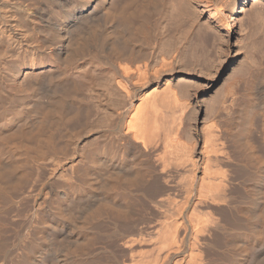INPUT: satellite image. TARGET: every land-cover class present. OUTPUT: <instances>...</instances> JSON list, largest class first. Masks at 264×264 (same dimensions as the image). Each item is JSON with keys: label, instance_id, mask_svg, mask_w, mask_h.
Listing matches in <instances>:
<instances>
[{"label": "bare ground", "instance_id": "obj_1", "mask_svg": "<svg viewBox=\"0 0 264 264\" xmlns=\"http://www.w3.org/2000/svg\"><path fill=\"white\" fill-rule=\"evenodd\" d=\"M81 1L61 4L46 17L43 26H32L36 18L28 16L27 5L17 1L12 5L16 20L25 21L37 32L29 36L26 49L34 71L29 80L31 104L23 107L22 115L23 111H11L8 107L0 114V216L7 207L14 208L15 196L7 183L14 176L17 162V148L10 145L15 137L28 140V144L21 146L28 149V173L33 164L42 179L50 172L43 184L53 195L56 178L61 181L66 178V203L71 193L92 192L104 196L105 202L109 200L111 205L102 203L81 228L73 224L67 237L59 236L55 241L34 237L24 247L22 263L61 264L64 256L63 264H103L104 255L107 264H218L221 258H207L205 246L211 234L222 231L227 235V250L233 264L243 263L247 257L255 261L253 264H264V166L254 171L255 183L259 182L260 186L254 188L248 184V202L237 205L238 211L243 212L238 214L244 216V228L240 231L237 212L235 218L218 216L224 206L234 205L233 174L226 169V162L230 161L226 139L235 127L231 125V116L224 112L226 108H220L222 100L219 99V107L212 109L204 123L197 153L198 139L192 135L188 122L189 88L176 87L166 77L167 71L175 66L177 56L168 49L167 43L159 45L155 40L163 0H99L96 4ZM190 1L171 0V18L175 21L179 15L191 18ZM208 1L213 2L217 12L225 3V0ZM35 14L43 17L42 12ZM176 24L180 23L176 21L173 26ZM189 37L187 29L183 42ZM20 41L17 44L12 41L10 50L6 51L8 56L21 52ZM87 60H91L94 71L100 69L103 74H93L101 81L89 80L86 92L80 88L76 73L89 75L87 68L79 70ZM261 71L249 66L246 75H242L244 97L236 112L239 115L243 111L246 131L253 109L264 110V95L261 98L255 93L256 83L264 81ZM74 110H79L85 122L90 119L91 125L81 136L82 145H69L67 154L66 146L59 145L56 137L57 132L68 127L73 115L76 122L78 113ZM237 135L235 138L232 135L236 146L251 152L247 140ZM140 185L149 188L141 187L142 191L148 190L144 192L147 202L157 215L156 223L149 227L139 226L137 221L133 222L134 218L126 220L132 216L131 207L136 201H131L130 190ZM165 192L168 194L161 196ZM30 197L28 193L23 200L28 201ZM53 203V199L41 200L35 207L36 212L49 216L52 225L60 228L63 217L52 211ZM252 203L258 205L260 213L252 214ZM107 211L114 219L113 239L121 242L116 245L124 253H117L118 248L115 250L113 246V251L106 249L101 253L93 249L97 237L88 224ZM65 213L74 214L71 207ZM82 232L87 233V239L79 242ZM61 245L66 248L62 255L58 248ZM46 248L54 255L43 262L41 254ZM9 250L8 242L0 239V257ZM126 251L130 253L129 259L119 258ZM9 255L13 260L12 253ZM89 257L91 260L87 261ZM8 259L0 264H8ZM248 260L250 264L252 260L250 263Z\"/></svg>", "mask_w": 264, "mask_h": 264}, {"label": "rangeland", "instance_id": "obj_2", "mask_svg": "<svg viewBox=\"0 0 264 264\" xmlns=\"http://www.w3.org/2000/svg\"><path fill=\"white\" fill-rule=\"evenodd\" d=\"M15 1L27 5L29 9L28 16H34L36 18L35 22H31L32 26H43L46 17L56 12L61 4H69L75 0H0V92L2 95V98H0V114L8 107L11 111H23L20 113V115H22L24 113L23 107H27L28 104H31V100L33 99L32 86L29 80L34 71L31 66V56L26 49L29 48V36L34 32L36 33L37 30L32 31L26 25L25 21L16 20L12 7ZM84 1L86 4H96L99 0H82L81 2ZM170 2L171 0H163L162 10L158 18V26L155 32V40L159 45L164 42L167 43L168 49L173 51L177 56L175 66L167 71L166 77H168L176 87L181 89L189 88L187 94L190 95L191 105L188 113V122L191 126L192 135L198 139L197 153H199L202 144L204 123L212 109L214 107H219V99L222 100L220 108H226L224 112L226 115L231 116V125L235 127L232 132V135L234 134L233 138L239 133V136L244 137L245 140H247L246 143L251 145L249 147L252 148L251 152L248 153L245 148L236 146L232 135L227 136L226 151L228 152L230 161L226 162L227 168H225L230 175L233 174L231 179L234 183L232 184L234 189H232L235 192L232 191V195L235 193L233 195V203L236 205L234 206L232 204L230 208L226 206L228 210L224 206V208H222L223 210H220L222 214L217 215L221 217L224 216V218L229 216L231 218V216L234 217L237 212L235 216L238 218L239 225L237 223L238 226H236L240 231H243L244 226L242 225L244 224L242 221L244 220V216L240 215L243 214V212L240 213V211H238V206H244L249 200V197L246 195L248 184L251 183L254 188L260 186L259 182L258 184L255 183L257 180L254 176V171L256 172L257 167L262 166L263 168L264 166V110L260 108L253 109V115L251 114V122L247 131L246 129H244L245 131L243 130V128H246L242 122L244 118L243 111L242 114L240 111L239 115L236 111H238L237 108L241 105V101L244 97V91L242 89L244 87H242L244 82L242 78L246 75L245 72H247L249 66L262 70V73L264 72V0H225V3L221 6L222 10L219 12L216 11L213 2H209L208 0H192L189 4L192 10L191 18L179 15L176 21L180 24H176V26H173L176 21L171 18L172 14L170 15L172 11ZM36 12H42L44 14H42L43 17L35 16ZM187 29L190 30V37L189 40L184 43L183 36ZM18 40H21L20 42L23 46L21 52L15 54L13 57L8 56L6 51L10 50L12 41H15V44H17ZM83 60H85V58ZM80 62L82 63L83 61L81 60ZM91 63V60H89V62L87 60L85 66L82 65V67L79 68V70L82 68L90 70L88 73L89 75L86 76L81 72L76 73L80 88L83 91H86L85 88L89 84V80L95 79V81H101L100 79L94 78L95 75L93 74L99 73V75H101L103 74V70L97 69L94 71L95 68ZM232 87L236 89H234L233 93H229ZM239 87L241 88L237 89ZM255 93L256 96L263 97L264 81L259 80L256 83ZM74 112L80 115L76 114V117L80 119L82 115L79 110H74ZM73 116L74 117L71 119L72 121L68 123V127L62 129L59 133L57 132L58 136L56 137L59 145L66 146L67 154L70 153L69 145H82L81 136L91 125L90 119L85 122L86 118H81L83 120L77 119L75 120L76 122H74L73 120L76 118L75 115ZM92 116L93 114L91 117ZM77 121L80 122L78 123ZM221 130L224 131L223 126ZM22 143L28 144V140L15 137L10 143L12 148H17L15 152L17 162L12 172L14 176L11 180H8L7 185L14 193L15 201L13 205L14 208L10 209L7 207L6 211L0 216V239L8 242L10 248L8 252L12 253L13 256L12 260L9 253H6L0 257V262L5 261V258H9L8 264H23L21 256L23 255L24 247L27 246L34 237L47 241H55L59 236L70 235L73 224L81 228L86 225L89 216L92 215L94 211L96 212V209L102 203L111 205V201L106 200L108 202H105L104 196H97L92 192L86 194L71 193V196L68 198L70 199L69 203H66L64 201L67 200L64 197V192L67 189L65 182L66 184L68 183V179L65 181L66 178L63 181L56 178L54 183L56 194L53 195L50 188L43 184L50 175L49 171L42 179L39 175L38 167L35 168L33 164L28 173V149H23L21 147ZM49 167L52 168L53 166L50 164ZM148 184L145 186L148 187ZM142 186L143 185H140L138 188L134 186V188L132 187L133 189L130 190L129 194H133V196L131 195L132 197L129 195L131 201L133 202L136 200L137 202H133L134 205L131 207V209H133L132 216L130 215L126 220H132L134 218L133 222L137 221L136 223L139 226L149 227L156 223L157 215H155L156 213L152 209L153 207L149 201L147 202L146 194L144 193H148L149 188L143 186L142 189L146 190L147 188L148 190L142 191ZM28 193H31L29 200H23L24 195ZM167 194L168 192H165L161 196ZM40 196H42V198H40ZM135 197L138 199H135ZM142 197H144L145 200ZM44 199L48 202L51 199L54 200L52 211L63 217L62 221H64V223L62 227L56 228L52 225L49 216L46 215L43 217L42 213L36 212L35 207ZM257 206L258 205H254L253 203L251 204L250 211L252 214H256L259 210ZM68 207H71L74 213L71 216L65 213ZM32 213L36 214L32 216ZM230 213L232 215H230ZM258 213H260V211H258ZM88 227L93 229L97 237V241H94L96 244H94L93 247L95 253H101V251L106 249L108 251H113L115 247H119L116 244L121 242L117 239L114 240V219L109 212H104L96 216L93 221L88 224ZM221 232L222 231L216 232L219 237L215 235V233L214 235L211 234L214 237H211V235L209 236V240H207L209 244L205 246L206 256L208 255L207 258H223L222 260L220 259L218 264H227L229 261L231 262L230 264H233L231 261V254L227 250V244L229 245V242H226L227 235H223L224 233ZM210 237L211 240L213 238L214 242L213 240L210 241ZM71 239L75 241L76 237ZM86 239L87 233L82 232L78 236L79 242H84ZM111 242L115 243L113 244ZM75 243H71L70 245H74ZM212 244L213 246H211ZM47 248L44 249L41 254V260L43 262H48L47 259L54 255V252ZM58 248L61 255L66 253V248L64 246L61 245L58 246ZM117 250V253H124L120 248ZM117 255H122L119 257L122 259H129L130 257V253L128 252L127 254L125 253V255ZM102 256L104 257V263L107 264V262H105V256ZM63 257H61V264H63L65 260ZM262 257H260V259H262ZM248 258L250 257L244 259V264L247 262L246 260H248ZM90 260L91 257L87 259V261ZM249 260H252L251 263H255L253 259L250 258ZM243 263L241 262L240 264Z\"/></svg>", "mask_w": 264, "mask_h": 264}]
</instances>
